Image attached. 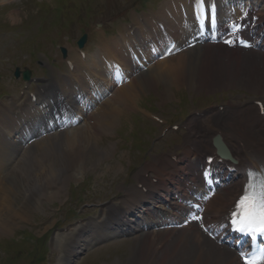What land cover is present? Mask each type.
Wrapping results in <instances>:
<instances>
[{"label": "rangeland", "instance_id": "obj_1", "mask_svg": "<svg viewBox=\"0 0 264 264\" xmlns=\"http://www.w3.org/2000/svg\"><path fill=\"white\" fill-rule=\"evenodd\" d=\"M62 1V4H58V0H13L6 4L0 3V93H11L12 97L15 98L16 105L21 104L26 98V94L24 97L18 95V89L27 86L22 83L21 79L19 82L14 81L13 72L15 68L21 72L27 69L32 72L33 77L38 79V83L31 85L30 90L28 89L26 93L36 91L39 86L45 84V81L51 84L55 78L52 74L54 68L45 59L52 62L50 57L57 61L59 46L64 47L73 57L77 40L83 33H86L92 41L89 52L94 55L97 52L98 40L101 39L100 41H102L109 36H117L120 33V21L134 20L132 9L139 8L137 6L139 0ZM161 2L163 0H151L147 6L139 9L144 12L145 16L149 12H157ZM38 3H48L49 6L44 4L39 7ZM56 6L60 12L62 10V15L65 14L63 18L62 16L59 18V15L52 11ZM86 22L87 25H84ZM184 39L182 38V40ZM202 48L205 50V45ZM216 48L217 46L211 49L215 50ZM191 51L192 49L182 52L174 58L171 57L168 62L173 63L175 58L185 53L182 56L187 57L186 61L188 60V62H184V70L199 72L200 60L196 61L195 56L191 57L195 55ZM238 52L241 55L250 54V52ZM30 54L34 58H29ZM43 54H47L44 56L45 59ZM36 60L46 66L45 71L38 69ZM56 64L60 66L61 75L64 76V82H66L64 85H60L62 82H58L57 85L63 89L69 88L71 84L70 73H67L68 71L63 67L60 60ZM40 66L42 67V65ZM174 70L172 69V71ZM227 70L232 72V67L231 70L229 68ZM175 73L178 75L177 69L173 74ZM43 75H45L44 78ZM183 75L185 79L189 80L187 72ZM143 76L142 73L138 77L133 76L132 79L135 81L139 77L143 78ZM189 84L188 82L184 84L176 82V84L167 86L158 84L157 86H145L141 90L137 88L135 90L137 97L131 100V109L133 110H126L120 105L111 103L118 111L122 109L123 113L117 118L116 124L107 135H99L95 132L91 137L90 133L93 130L90 129V124L86 123L83 128L80 127L83 133L90 132L89 140L81 146L73 142V148L69 149L68 146H62L61 155L58 157L59 163L66 164L61 169L64 173V175L62 173L63 178L55 181L58 183V188L52 186V179L34 177L32 181H28L29 179L20 181V176L27 171L29 178L38 174V159L34 160L36 157L38 158V154H36L39 151L38 142L32 143V147L28 145L20 154L13 155L12 162L0 173V194L13 193L10 200L13 206L12 211L15 213L10 216L11 221L7 220L6 228L8 231L3 233L2 228H0V264H69V239L87 223L99 224L102 222L105 219L104 209L120 203L118 196L123 195L122 191L125 186H130V182L139 177L140 169L143 167L146 169L150 164L162 159L164 153L174 152L180 158L182 157L183 150L188 149L186 145L183 148V139L174 136L170 130L164 137L160 136L162 128L147 121L142 115L140 116V109L164 112L166 119L171 122L169 124H187L196 117L193 115L185 117L186 104L192 106L198 104L197 108L192 110L204 112V118H206L208 112H216L218 105L225 106L233 103L240 107L241 104L247 103V100L233 102L237 99V95L242 92L251 98L264 99V91L249 92L246 91V88L244 90L240 88L241 86L238 87L239 85L213 87V89L210 86L204 87L203 84L191 83V87ZM188 98H193V100ZM12 101L13 99L9 97H2L0 98V105L3 102L9 106ZM177 105L179 108L184 107L180 110ZM204 118L198 119V122ZM77 130L75 129V131ZM131 130L136 132L129 136L130 142L133 140V146L129 148L130 143L127 144L125 140ZM75 131L73 132L75 133ZM188 135L189 133L186 132L183 137H186V141L190 143L191 140ZM160 139L165 143L159 141ZM165 144L169 146L170 150L165 148ZM196 146L199 149L198 144ZM30 148H33L35 154L27 155V158L21 160L24 153L28 152ZM81 148L83 152H81ZM78 154L80 155L78 162L74 163ZM186 155L189 154L186 153ZM192 158L195 160L192 156L189 160ZM128 163H131L130 167L127 166ZM174 166L170 161H160V166L156 172L163 179L167 171H171L169 168ZM165 185L166 183L160 187L163 190L160 193L163 197L172 188L171 184ZM172 185H176V181ZM26 186L30 187L26 188ZM0 204L3 205V198H0ZM25 204L27 208L22 209V216L20 208ZM84 206L86 208H83ZM75 212H77V216L69 219ZM136 222L137 220H132V228H135ZM56 227L63 228L56 231ZM192 229L197 230L196 225H193ZM191 232L193 231L191 230ZM85 234L84 238L90 240V235L93 233L86 230ZM25 235H29L25 243L20 242L15 245L8 241L24 238ZM140 236L141 234L138 233L126 237L117 234L109 237L110 240L107 243L98 247L95 244L100 239H91L92 241H89L82 257L74 260L72 264H141L144 261L138 260L139 251H137ZM40 238L45 242V246L35 257L33 256L35 248L32 247V243ZM171 238L173 236L168 237L169 240ZM187 241L186 253L193 257L198 244L193 238H187ZM159 244H154L153 249L162 250L163 245ZM205 247L217 254L212 244L206 243ZM46 249H48V253L42 256ZM42 257L44 260L38 261ZM182 257V261H185L184 264L191 263L192 258H188V256L185 259L183 255Z\"/></svg>", "mask_w": 264, "mask_h": 264}, {"label": "bare ground", "instance_id": "obj_2", "mask_svg": "<svg viewBox=\"0 0 264 264\" xmlns=\"http://www.w3.org/2000/svg\"><path fill=\"white\" fill-rule=\"evenodd\" d=\"M11 1L13 0L6 2L5 0H0V3L6 4ZM162 10V16L160 14H157V16H159L164 21L171 33H176V31H173V28L174 25L179 24V30H185V32L189 34L188 37L192 35L194 31H198L196 37L199 38V28L193 20L188 0H176L168 6L165 5ZM243 10L239 4H236L235 8H227L226 10L225 6H223L220 22L228 20L230 21L240 17ZM164 13L171 15V19L166 18L163 15ZM147 23L149 25V32L151 35L154 36L156 41L160 42V34L157 31L154 22L153 24H150L149 19L147 18ZM198 46L199 45L192 48L191 52L195 55L191 57L195 56L196 61L200 60V65L198 66L200 69L199 72H195L193 70H184V62H188V60L186 61L187 57L182 56L185 53L180 55V57L175 58L174 62H171L172 64L168 62L170 61V58L173 57V55H171L163 61H158L155 65L149 68L144 74L143 78L139 77L138 80L131 81L127 85L122 84L118 89L115 90V94L112 95L109 101L118 105H124L126 109L130 110L132 108L131 100H134V97H137V93L135 92L137 88L141 90L145 88V86H157L158 84L167 86L176 84V82L179 84L188 82L190 83V87L191 83H197L199 85L203 84L204 87L210 86L211 88L227 85H239L246 88L250 92L260 90L264 91V54L251 52L247 55H241L238 52L240 49L236 48L227 50L224 47L218 45L215 50H212V47L210 48V46L205 45L206 49L203 50L201 45L199 46L201 48ZM119 47V44H113L111 51L114 52V48L118 49ZM105 48L108 49L107 46H105ZM101 54L88 58L86 56L85 61L81 59L76 60L77 65L74 69L73 76L77 78L76 80L78 83H75L74 87L77 88L81 84V86L84 85V89L85 86L88 85V83L86 84L85 81H87L90 72L94 73L95 76H97V78L103 83L107 81V76L104 69L105 65L103 66L104 59L102 58ZM120 56H123V54H120L119 58L118 56L117 58H112L113 60L110 61H115L118 64L125 65L123 57ZM170 64L172 69L178 70V75L177 73L173 74L175 70L172 71L171 66L169 67ZM228 68L232 72H229L227 70ZM183 70L188 73L187 77L189 80L185 79V76L183 75L185 72ZM80 73L83 74V77L80 76ZM74 87L72 84L71 88L74 89ZM67 91L68 92L65 91L66 95H73L71 89ZM42 92L43 93H37L35 104L30 102L29 99L25 102L23 108H16L18 114L16 113L15 117H9L6 113H2V116L0 117V172L8 167L12 162L13 154L20 152L24 141H27L35 133H37L36 135H39L51 131L50 128L52 131L57 129V127L54 126L58 125V122L55 120V124L51 123V121L53 122V118L50 117V111L51 109H55L53 106L60 104L61 110L65 108L73 109L72 105L63 106L60 103L58 96L59 93L56 86H51L50 88L45 87L42 89ZM100 96H103V94L100 93ZM50 97H52V99H50ZM52 100L55 101L54 105H52ZM106 106L107 108L104 107L100 112H95L90 118V122L93 124L90 126V129L93 131L92 133L89 132L91 137L92 134H95V132L99 135H107L116 124L117 118L123 113L122 110L118 111L116 107L109 108V105ZM226 110H229L232 115L231 117L223 119L215 118V120H211L209 117H207L205 119V123L208 124V126L210 125L211 132L220 134L231 156L237 159L238 163L236 166V172L230 175L229 181L225 183V186L233 185L232 188L229 190L223 188L213 197H207L203 200L205 205V218L208 221H218L223 212L231 206L233 200L241 190L243 184L242 175H245L248 169L252 167L255 169L261 167L264 168V121L255 115V109L251 106L244 109H238L236 111H232L231 108L228 107ZM195 125V123H189V130L194 136L199 138L203 134L207 135V130L203 129L200 124L198 126ZM76 129L78 130H73L75 133L71 131L59 133L53 136H49L47 134V137H43L38 140L39 151L36 153L38 154V158L36 157L34 159H38V174L29 178L27 171L24 173V175L20 176V181L27 179H29L28 181H32L34 177L52 179V186H57L58 188V183H55V181H59L60 178H63V171L61 169L66 164L59 163L58 157L61 155L60 151H62V146H68L67 148L69 149L73 148V142L81 146L89 140L88 131L83 133L81 128V130L79 128ZM206 143H204L203 140L200 142V145L203 147V150L200 151V156H208L207 154L212 151L211 149L209 150ZM196 144L197 141H194L195 151L198 150ZM81 152H83L82 148ZM187 153L189 154L187 156H190V152ZM33 154H35L33 148H30L28 152L24 153L21 160L27 158V155ZM79 156L80 155L78 154L74 163L78 162L77 160L79 159ZM204 157H202L203 160ZM163 159L169 162L167 159H165V157H163ZM189 162L188 164L190 170H194H191L193 178L199 179V177L203 175V171L198 170V160L194 164L191 161ZM173 165L176 164L173 163ZM185 170L187 171V169ZM196 170H198V172H196ZM164 177L165 176H163V178ZM143 182L147 183L146 180H143ZM29 187L30 186H26V188ZM12 195L13 193H9L7 195L0 194V198H3V205L1 206L0 204V228H2L3 233L8 231L6 228L7 220H10V216L15 214L13 213L14 211H12L13 206L10 200ZM146 198L136 188L127 190L125 200L120 206V209H126V214H124L123 217H119L118 209L110 210L109 215H107L108 222L106 224H102L101 226L91 225L89 227L90 232H92V235L94 236L93 238L92 235H90L91 239L94 240L97 236L101 239L107 238L110 236L107 235V233L110 232L109 234H111L109 229L114 228L121 229L124 232H131V230H129L130 227L128 226L131 224L132 220L127 219L126 215H129L132 218L136 217V214L132 212L133 204L136 203L144 207V201ZM155 207L158 208L160 205ZM172 209L175 211L179 210V208ZM148 210L151 212L149 208H145V219H143L145 221L150 219L149 216L151 213H147ZM21 215L23 216V212ZM167 219H170V217ZM159 222L160 221L156 222L155 225L159 226ZM191 229L192 225L188 224L183 230L179 231V234L175 233L176 230H167L157 231L154 233L148 232L140 236L138 239L139 245L137 247V251H139L138 260L144 261L141 262V264L145 262L147 264H184L185 261H182L183 255L185 256V259L188 256V258H192L190 264H241L236 258L235 254H233L231 251L222 246L219 247L218 245L211 242L213 249L217 252V254H214L212 250L205 247L207 240L196 231L191 232ZM132 231H134V229ZM166 234L167 236H165ZM169 236H173L171 242L168 241ZM166 238L168 242H166ZM187 238H193V240L198 244V246L196 244L197 250L194 251L193 257H191L192 255H189V253H186L188 246ZM76 239L77 240L74 245L76 249H82V247L89 242L87 239H84V234L77 235ZM154 244H164L162 249L163 251L159 250L157 246V250L162 252L154 250ZM70 253L73 254L74 251L72 250Z\"/></svg>", "mask_w": 264, "mask_h": 264}, {"label": "water", "instance_id": "obj_3", "mask_svg": "<svg viewBox=\"0 0 264 264\" xmlns=\"http://www.w3.org/2000/svg\"><path fill=\"white\" fill-rule=\"evenodd\" d=\"M83 39L82 40H80L79 42H78V46L79 47H82V45H83ZM27 78V77H26ZM220 140L219 139H217V142H219ZM222 146V144L219 142L218 144H217V147H218V149H220V147ZM222 152H224V150L222 149L221 150Z\"/></svg>", "mask_w": 264, "mask_h": 264}]
</instances>
